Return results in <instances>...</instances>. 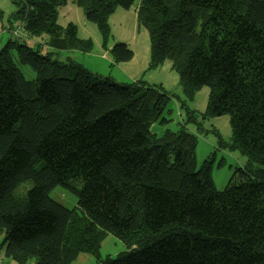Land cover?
I'll return each mask as SVG.
<instances>
[{
  "label": "trees",
  "instance_id": "trees-1",
  "mask_svg": "<svg viewBox=\"0 0 264 264\" xmlns=\"http://www.w3.org/2000/svg\"><path fill=\"white\" fill-rule=\"evenodd\" d=\"M70 1L106 40L109 17L137 0H17L11 26L46 35L54 51L90 53L75 25L57 23ZM137 22L149 33L150 68L169 61L187 100L210 89L203 117H230L232 142L220 144L246 167L217 191L212 160L196 169L195 135L152 133L168 122L161 89L118 83L11 37L0 48V251L13 264H73L82 254L97 264H264V0H140ZM110 53L116 63L134 57L127 44ZM58 186L77 209L51 199ZM108 235L127 251L103 260Z\"/></svg>",
  "mask_w": 264,
  "mask_h": 264
},
{
  "label": "rangeland",
  "instance_id": "rangeland-1",
  "mask_svg": "<svg viewBox=\"0 0 264 264\" xmlns=\"http://www.w3.org/2000/svg\"><path fill=\"white\" fill-rule=\"evenodd\" d=\"M17 0H0V46H4L11 39L12 16L17 12ZM25 1V0H19ZM140 0H137L130 10L117 8L109 17V35L105 40L97 25L86 19L82 7L75 1H70L67 6L61 8L58 13L57 23L65 28L69 24L77 27L80 39L91 40L93 48L90 53L80 51H54L47 44L48 37L27 38V45L39 50L42 55L50 54L53 59L66 62L68 59L82 65L89 71L99 73L103 77H111L118 83L130 84L136 81H144L150 86L161 89L168 96V103L163 112V119L167 123H155L151 131L161 137L167 129L178 132L184 127L186 131L197 137L196 169L199 170L205 161L212 160V178L215 189L222 192L228 186L230 180L238 170H243L247 165V158L238 150L223 148L220 142H232V128L230 117L204 118L208 105L210 89L204 87L193 98L187 100L180 85L179 75L172 70L171 63L165 62L158 68H150L151 45L149 33L145 28H140L137 22V8ZM19 24L18 22H14ZM15 39V38H14ZM116 44H127L133 51L134 57L125 63H116L110 50ZM15 61L17 55L14 52ZM18 64V62H17ZM20 70L28 81H36L37 75L28 65L18 64ZM183 104L185 108H183ZM187 111L195 113V121H187ZM238 178V175L236 179ZM31 184H24L19 188L20 194H25ZM51 199L69 210L78 208V199L75 194L58 186L50 193ZM3 238L0 237V245ZM127 251L125 244L112 235H108L102 243L100 252L102 259L108 257L117 258ZM0 258L7 263L5 251H0ZM73 264H97L95 257L82 254Z\"/></svg>",
  "mask_w": 264,
  "mask_h": 264
},
{
  "label": "built area",
  "instance_id": "built-area-1",
  "mask_svg": "<svg viewBox=\"0 0 264 264\" xmlns=\"http://www.w3.org/2000/svg\"><path fill=\"white\" fill-rule=\"evenodd\" d=\"M9 32L11 34V37L15 39L25 40L28 38V33L24 28V24L21 23L11 26ZM0 264H10V263H7L6 261L0 258Z\"/></svg>",
  "mask_w": 264,
  "mask_h": 264
},
{
  "label": "crops",
  "instance_id": "crops-1",
  "mask_svg": "<svg viewBox=\"0 0 264 264\" xmlns=\"http://www.w3.org/2000/svg\"><path fill=\"white\" fill-rule=\"evenodd\" d=\"M5 46V45H4ZM2 46H0V48H1ZM99 74V73H98Z\"/></svg>",
  "mask_w": 264,
  "mask_h": 264
}]
</instances>
